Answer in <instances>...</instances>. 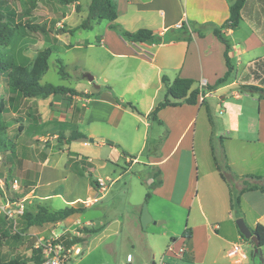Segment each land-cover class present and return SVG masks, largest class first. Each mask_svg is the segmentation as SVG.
Listing matches in <instances>:
<instances>
[{
    "label": "crops",
    "instance_id": "1",
    "mask_svg": "<svg viewBox=\"0 0 264 264\" xmlns=\"http://www.w3.org/2000/svg\"><path fill=\"white\" fill-rule=\"evenodd\" d=\"M183 3V11L178 16L172 18L173 23L166 24V17L161 14L159 20L152 19L150 15L143 12V6L155 2V0H126L127 4H131L123 8L121 20L119 19V10H117V18L123 26V30L135 31L138 28L146 27L156 32L160 37V42H132L126 41L134 46L138 51L134 57L144 63L142 72L153 73L158 82L151 101L145 108L142 118V127H123L120 125V119L128 107L121 105L115 101L116 96L110 86L99 83L98 87L94 86V78L88 83H82L80 79L85 77L69 74L67 77H73L77 82L73 87L86 93L93 94L90 97L71 96L70 100L63 98L61 95H50L47 97H23L19 92L12 91L7 85V78L0 82V93L3 95L0 100V110L6 111L8 118L12 122L1 123L4 127L1 132H7L9 129L17 135L16 141H3L1 145L5 146V154L0 152V168L6 169V172L12 177L1 176L6 180L5 194L12 199H21L24 201L25 210L35 212L38 206H46L50 209H58L65 206L84 207L82 211L74 212L62 220L55 223H44L42 225L25 226L22 216L8 218L0 211V257H13L11 255H30L29 243L34 240V246L38 245L44 239L58 235L57 243L63 249V253L70 256L72 254L79 255L83 248L81 244H85L88 236L91 234L84 229H98L94 232H104L111 230L114 235V242L121 240L131 241L133 237L141 232L140 222L141 204L131 205L122 213H117L109 220L104 222L102 216H90L86 214L87 208L95 206L99 201L103 204V199L109 192V187L120 180L122 171L118 158L122 155L124 164L129 163V171L135 164L147 166L149 173L155 171L156 166L168 162L174 156V149L178 145L181 136L185 131L194 127L198 118L205 121V99L203 102L197 101L195 104L181 103L176 106H165L157 113V122L160 126L168 125L170 130L173 128L176 136L172 144L171 151L160 158H147V162L137 161V158H128L126 153H118V146H125L126 143L133 142L143 148L150 140L155 145L161 143V139L149 136L148 129L151 127L152 121L148 117L149 111L159 102L156 98V92L164 88L161 77L166 75L170 80L175 77L191 78L195 81L194 87H197L198 81L204 79L207 84H213L215 80L222 76L226 71L225 59L223 56L224 44L219 41L211 31L212 24L223 23L229 15V0H169ZM134 3V4H132ZM119 9V5L117 6ZM131 11L132 17L137 18L142 23L130 28L129 18L126 14ZM64 16L63 18H65ZM245 20L249 32L245 35L236 34L238 27ZM186 23L189 26L197 28L206 25L205 33L202 37L192 32L191 39L185 40L179 37L180 28L175 27L177 23ZM170 27L177 31H170ZM66 32L56 33L54 37L60 41L61 35ZM225 36L230 43L229 56L233 65V72L228 80L211 90L212 92L220 90L228 85L237 89L239 83L261 84L260 79L264 78V73H260V78L254 79L250 73V67L257 58L264 57V0H246L241 10V19L237 27L227 29ZM232 36V38H229ZM120 40L125 42L123 39ZM64 43V42H63ZM64 45L67 46L66 43ZM263 48V53L251 56L250 51L255 48ZM234 58L235 63H233ZM244 62L243 72H239V66ZM106 77L103 81H106ZM41 80V79H40ZM44 83V82H41ZM109 87V89L107 88ZM238 90V89H237ZM241 95L252 97L247 92L233 91V96L241 98ZM222 97V96H219ZM253 99V98H252ZM258 100V121L264 120V113L260 109H264V98L257 97ZM123 101V100H121ZM137 108V107H136ZM138 110V108H137ZM134 112V111H133ZM137 113H140L139 110ZM238 120L237 126L240 135H236L233 140L229 137L224 140L225 155L224 159L228 162L231 172L236 171L238 175L254 174L264 175V149L250 150V139L247 131L249 126L246 121V114L242 115L238 112L235 114ZM241 125V127H240ZM120 128V129H118ZM76 129L85 137H102L109 139L107 141L82 142L74 140L66 141L61 139V135L68 136L70 132ZM172 131V130H171ZM260 135V129L258 131ZM129 136V137H128ZM150 141V142H151ZM226 141V142H225ZM173 152V153H172ZM129 153V152H127ZM173 170L178 169L177 160L172 161ZM163 163V164H164ZM215 162H213L214 164ZM171 164V163H170ZM218 180V187L226 186L227 188V209L223 213L216 215L214 211L208 209L205 211L203 207H198L196 211L187 215L185 226L190 228V236H179L170 228L160 229L156 231L161 236L170 239L167 244V259H160V264H171L170 259L197 261L202 258L207 251V240L212 236H217L225 242V255L229 264H247V255L245 251L250 250L254 255H263L264 246L258 248L255 254V246L249 240L243 238L239 232L235 219L242 217L251 229L256 223L264 225V192L259 189L246 190L240 195V203L236 212L230 207V194L227 183L219 176L216 164H214ZM170 168V167H169ZM99 169H106L107 172H100ZM198 170V167L196 168ZM93 172L94 174L89 177ZM104 175V176H103ZM165 174L163 175V179ZM13 178L18 180V188L13 189L10 181ZM102 179L106 182L104 191L97 190V180ZM193 175L190 174L188 182H191ZM159 180L158 176L152 178V174L148 175V181ZM94 181V182H93ZM196 185L198 176H196ZM161 182V180H160ZM220 182V183H219ZM224 184V185H223ZM162 187L163 183L160 184ZM223 190L225 187H221ZM237 188L240 184L237 182ZM164 200L169 199L174 194V188L165 190ZM198 192V190H197ZM8 193V194H7ZM89 201L86 203L84 201ZM4 201L3 195L0 194V208ZM145 201V200H144ZM98 206V205H97ZM164 209L162 207L150 210L151 221L149 224H157V220L164 221L167 217L163 216ZM216 216V217H215ZM215 217V218H214ZM212 221L215 224H211ZM95 223H100L96 226ZM212 225V226H211ZM19 233L21 239H15L12 235ZM76 238H82L81 241L71 243ZM20 244L23 248L20 249ZM172 247V251L168 247ZM238 246L246 257L239 258L238 254L234 257L229 255V251ZM79 248L80 252L75 253L74 249ZM182 252H179L180 249ZM130 253L127 258H130ZM143 256V255H142ZM139 257V261L149 260L148 255ZM151 256V255H150ZM207 255L205 254V262ZM148 258V259H147ZM67 264L69 263V257ZM203 259V258H202ZM264 259V258H263ZM214 262L215 259L213 258ZM264 264V261L263 263Z\"/></svg>",
    "mask_w": 264,
    "mask_h": 264
},
{
    "label": "rangeland",
    "instance_id": "2",
    "mask_svg": "<svg viewBox=\"0 0 264 264\" xmlns=\"http://www.w3.org/2000/svg\"><path fill=\"white\" fill-rule=\"evenodd\" d=\"M0 1H3L2 9L11 8L16 11V19L19 21L18 32L13 41L10 45L0 48L1 59L28 64L36 50L50 46L53 48V53L48 59V69L41 77L40 82L75 86L77 81L73 77H62L59 74L58 60L62 62L65 71L72 76L77 75L82 78L84 73H89L93 77L96 75L97 77L94 78L93 84L98 85L101 83L104 88L110 86L112 92L118 98L133 103L140 112L137 113L127 109L121 116L119 126L124 128L142 127L140 118H142L145 108L150 103L158 82L153 73L142 72L144 63L134 57L135 52L138 50L126 42L129 40L121 36L118 28L110 27L114 24L123 28L119 21L112 22L103 19L93 23L91 29L78 28L72 32L67 31L66 34H62L60 37L67 44L66 46L63 42L58 41L54 34L57 32L61 33L59 29H70L79 24L86 15L87 5L90 0H79L78 10H76L75 4L63 5L56 0H39L37 6L30 14L24 13L18 0ZM115 2L117 6L119 5L117 10H119V19L121 20L123 8L131 4H127L126 0H115ZM143 8V12L155 20H159L161 14H163L166 17V24H170L174 22L172 18L183 11V3L176 1L175 5L174 2L169 0H155V2L143 6ZM130 14H132L131 11L126 14L130 21L128 25L130 28L143 24L142 19L140 21V18L138 20ZM64 16L66 17L63 18ZM25 23L43 25L45 30H30L24 26ZM169 30L177 31L172 27ZM201 30L205 32V25ZM248 32L249 30L244 20L238 27L236 34L245 35ZM120 37L125 42H122ZM229 38H232V36H229ZM262 53L263 48L258 47L250 51L249 54L256 56ZM235 60L234 58L233 63H235ZM244 64L242 62L239 66V72L245 70L243 69ZM104 77L107 78L106 81H103ZM0 78L6 80V71L0 73ZM2 79H0V82L3 83ZM80 80L82 83H88L86 78ZM229 83L230 81L226 87L212 92L211 96L205 97L203 106L205 107V121L201 122L199 117L195 126L185 131L184 135L181 136L178 145L173 151L175 152L173 158L166 163L163 162L164 164L162 163L158 167L156 166L155 171H159L157 176L161 180L159 184H152L148 181V175L152 173H149L147 166L135 164L129 171V163L124 164V158L121 155L118 158V162L122 165L120 180L109 187V192L103 199V204L99 201L95 206L86 210V214L102 216V219L106 222L112 216L122 213L131 205L146 203L149 214H151L150 210L162 207L164 209L163 216L167 217V221L158 224L164 221L163 218L157 220L156 225L149 224L144 229H141V232L133 237L130 242L125 241L124 243L121 240L115 243L113 232L111 233L109 229L104 232L91 233L86 243L81 244L83 248L81 254L66 255V258L69 257L70 264H160L161 258L167 259L166 249L170 239L159 235L156 231L170 228L176 236H179L184 228L189 210L193 213L200 206L205 211L211 209L216 215H220L223 210L227 209V202H225V198L227 199V188L222 185L220 187L217 186L216 181L220 180H218L216 175L214 164L217 163L222 168L227 166L231 170L228 162L224 159V140L229 137L234 140L236 135L241 134L238 131L236 112L239 111L242 115L246 114V121L249 126L246 136L250 139V150L264 149V120L261 123L258 121V95L254 93L252 97L241 95L240 99L236 98L233 96V91L236 90L238 92L239 90ZM156 96V100L161 101L165 96V90L157 91ZM2 97L3 95L0 94V100ZM5 112L0 110V124L12 122ZM260 112L264 113V109L261 108ZM259 129L260 135H258ZM171 130L168 125L160 126L154 121L148 132L150 137L161 139L159 145L156 146L150 140L151 142L149 141L140 149L139 145L128 141L127 145L118 146L116 149L118 153L124 151L130 159L136 157L137 161L147 162V158L154 159L155 156L160 158L171 151L176 136L180 134L177 133L175 135L174 129L172 128ZM1 138H3V141L10 143L16 141L17 135L10 129L2 133L0 128ZM1 144L0 152L5 154V146ZM174 160H177L178 163V169L175 170V173L173 170L175 164L173 165L172 162ZM213 162L215 163L213 164ZM197 167L198 170L196 169ZM99 171L107 172L106 169H99ZM232 172L238 175L236 171ZM0 174L9 179L12 178L5 168H0ZM93 174L91 172L89 177ZM164 174L165 177L163 179ZM190 174L193 175V179L188 182ZM196 176H198L197 185ZM161 183H163L162 187H160ZM172 186L175 190L173 196L169 201L164 200L166 193L160 190L170 189ZM221 187H225L224 190ZM146 193H148V197L144 201ZM214 222L216 221H212L211 224H215ZM95 224L99 226L100 223ZM207 244L206 253L204 244L203 259L198 258L197 261L193 262L171 258L169 262L171 264H229V258L222 256L225 255L226 251H223L225 242L221 238L212 236V238L207 240ZM19 248L22 249L23 244H20ZM245 252L247 264L263 263L264 249L262 250L263 255H254L250 250ZM128 253L131 254L129 259L127 258ZM205 254L207 255L206 262ZM144 255H148L149 260L139 261V257L142 256L144 258ZM9 256L1 258L8 259L10 258ZM16 256L27 257L29 255ZM213 258L215 259L214 262L212 261ZM27 264L33 263L28 262Z\"/></svg>",
    "mask_w": 264,
    "mask_h": 264
},
{
    "label": "trees",
    "instance_id": "3",
    "mask_svg": "<svg viewBox=\"0 0 264 264\" xmlns=\"http://www.w3.org/2000/svg\"><path fill=\"white\" fill-rule=\"evenodd\" d=\"M22 5V9L25 14H30L31 11L37 6L39 0H18ZM60 4L68 5L75 4L76 10H78L79 0H56ZM246 0H229V15L227 19L221 24H212L211 31L216 38L221 41L225 48L223 56L225 59L226 71L220 77H218L213 84H207L206 88L208 90H213L216 87L224 84L233 72V65L231 58L229 56L230 43L225 36V31L227 29H233L238 26L241 19V10L245 4ZM2 2L0 1V48L3 46H8L13 41L15 35L18 32L19 21H17L16 11L11 8H3ZM117 18V5L115 0H90L85 17L77 24L75 27L70 29H59L62 32H72L75 29H91L93 23L106 19L109 21H114ZM203 24L200 27H193L191 23L189 26L183 23L180 30L178 31L179 37L185 40H190L192 32H195L197 36L202 37L204 35ZM26 28L30 30H40L44 31L45 27L36 23H25ZM110 27L118 28L121 36L132 42H160L161 37L153 32L151 29L142 27L135 31L123 30L118 25L112 24ZM206 28V25H205ZM60 32H57V34ZM53 53V48L47 46L43 49L36 50L34 56L28 64H20L11 60H3L0 58V73L6 71L7 85L12 91L19 92L23 97H47L50 95H61L63 98L70 100L71 96H92L82 90H77L73 87L55 85L49 82L41 83V77L46 73L48 69V59ZM58 72L62 77H67L69 74L65 71L64 66L60 60H58ZM250 73L253 75L254 79L260 78V73H264V57L257 58L253 62V67H250ZM261 84L257 85L253 83H239L237 89L240 92H247L249 94L256 93L259 97L264 98V78L260 79ZM161 82L165 88L164 98L157 102L153 108L149 111L148 117L151 120L158 121L157 113L165 106H176L181 103L195 104L197 102V87H194L195 81L191 78L186 77H175L170 80L166 75H162ZM109 89V87H107ZM117 103L130 108L134 112H138L136 106L129 101H121L115 98ZM1 129H4L0 125ZM83 136L81 132L73 129L70 134L66 137L61 135L62 138H66V141H70L73 138ZM3 142V138L0 139V143ZM123 153H125L123 151ZM216 164L219 176L227 183L230 194V207L236 212L240 203V195L246 190L259 189L264 192V175H235L229 170L227 166L222 168V166ZM159 174V171L152 172V178ZM94 182V181H93ZM237 182L240 184V188H237ZM153 183H160V180H153ZM1 194V192H0ZM148 197V193L145 194V201ZM84 207H74L65 206L58 209H50L46 206H38L35 212L24 210L23 214L20 215L24 219L25 226L30 225H42L44 223H55L62 220L66 216L82 211ZM86 232L94 233L98 229H84ZM253 234H255L259 239V247L264 246V225L261 223H256V225L251 228ZM15 239H21L19 233H14L12 235ZM182 236H190V228L185 226L182 231ZM242 236V235H241ZM243 237V236H242ZM244 238V237H243ZM81 241L82 238H76L73 242ZM249 240V239H247ZM250 241V240H249ZM57 242V241H56ZM252 243V241H250ZM28 248L30 249V255L27 257L13 256L8 259H3L0 257V264H27L32 262L33 264H42L44 261L43 257V246H34V240L29 243ZM63 264H67V259L64 260Z\"/></svg>",
    "mask_w": 264,
    "mask_h": 264
},
{
    "label": "built area",
    "instance_id": "4",
    "mask_svg": "<svg viewBox=\"0 0 264 264\" xmlns=\"http://www.w3.org/2000/svg\"><path fill=\"white\" fill-rule=\"evenodd\" d=\"M182 24L183 23H181V22L177 23L175 25V27L181 28ZM206 85H207V83L204 79L198 81V83H197V89H198L197 101H199V102H203L205 97H207L211 93V91L206 88ZM0 160H1V156H0ZM6 183L7 182H6L5 178L0 175V192L4 198V201L1 205L0 211H2L6 217L14 219L15 217H18V216L23 214V212L25 210V205H24L23 200L12 199L11 197H9L5 194ZM10 183H11V186L13 189H17L19 186L17 178H13L10 181ZM97 183H98L97 190L99 192L104 191L106 188V181H104L102 179H98ZM84 202L89 203V201H87V200ZM57 238H58V235H54L52 237H49V238L44 239L41 242H39V244H41L43 246L44 261L42 264H63L64 260L66 259V254L63 253L62 247L60 246L59 243L56 242ZM168 250L172 251V247L169 246ZM182 251H183V249L181 248L179 252H182ZM74 252L77 254L80 252V249L76 248V249H74ZM236 254H238L239 258H245L246 257V255L242 251H240L238 246H234L229 251V255L232 257H234Z\"/></svg>",
    "mask_w": 264,
    "mask_h": 264
},
{
    "label": "water",
    "instance_id": "5",
    "mask_svg": "<svg viewBox=\"0 0 264 264\" xmlns=\"http://www.w3.org/2000/svg\"><path fill=\"white\" fill-rule=\"evenodd\" d=\"M85 78H87L89 81L93 80V76L89 73H84L83 75ZM94 86L98 87L99 85L94 84ZM74 140L77 141H82V142H93V141H107V142H111L109 139H104L102 137H85V136H79L74 138ZM151 221V215L149 214L148 210H147V204L143 203L142 208H141V213H140V222H141V226L142 228H145L147 223ZM235 224L239 230V232L241 233V235H243L244 238L249 239L250 241H252V243L255 246V251L254 253L256 254L258 252V248H259V239L258 237L252 233L251 229L247 226V224L245 223L244 219L242 217H237L235 219Z\"/></svg>",
    "mask_w": 264,
    "mask_h": 264
}]
</instances>
